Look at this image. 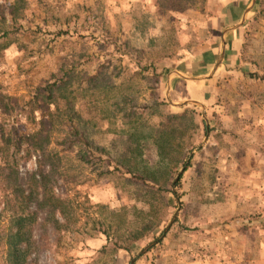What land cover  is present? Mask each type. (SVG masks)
I'll list each match as a JSON object with an SVG mask.
<instances>
[{"label":"rangeland","instance_id":"rangeland-1","mask_svg":"<svg viewBox=\"0 0 264 264\" xmlns=\"http://www.w3.org/2000/svg\"><path fill=\"white\" fill-rule=\"evenodd\" d=\"M214 2L0 0V122L31 131L40 114L28 111L36 88L65 67L106 85L98 101L78 93V126L93 148L58 145L45 168L54 191L72 201L68 229L37 212L14 244L16 211L27 208L0 160V264H264V0L249 5L239 30L223 33L227 44L216 61L203 55L222 38L206 22ZM122 99L141 114L129 119L142 125L137 131L172 135L169 163L179 161L157 182L159 192L120 174L123 165L158 162L153 140L132 152L128 122L95 116L93 105L110 111ZM162 113L180 116L164 126ZM17 155L26 192L38 156L23 149ZM159 216L128 251L115 248L121 233Z\"/></svg>","mask_w":264,"mask_h":264},{"label":"trees","instance_id":"trees-1","mask_svg":"<svg viewBox=\"0 0 264 264\" xmlns=\"http://www.w3.org/2000/svg\"><path fill=\"white\" fill-rule=\"evenodd\" d=\"M15 11L16 9L14 8L10 12L12 20L18 17V13ZM1 21H4L3 17H1ZM3 35H6V33L2 32ZM7 44L2 45L6 46ZM203 55L204 58L206 57L205 59L209 60L210 55L208 52H204ZM105 86L98 84L94 75L85 77L82 71L74 70L72 67H65L60 76L36 88L30 100L31 106L28 111L32 112L33 109H37L40 114L35 121V127L31 131L19 132L14 125L8 127L6 122H0V160L8 168L7 178L14 182L13 189H15L16 195L21 196L20 199L25 201V208H27L25 215L23 214V209H17L16 211L18 213L15 218L16 228L12 233L15 239L14 244H17L23 238L25 222L29 221L32 223L35 220L37 212L44 213L47 219L50 218L55 228L68 229L70 223L75 220L73 219L74 207L72 201L54 191V186L49 182V174L45 172V168L52 161L51 159L57 156L58 150L56 147L58 145L62 146L63 149H71L76 145H79L83 149L93 148L84 134V130H81L78 126L79 120L84 119L79 113L78 93H81L83 97L89 94V96H86L87 98L98 101V95L102 93V89ZM93 96L96 97L92 98ZM111 105L110 111L105 109L106 107L93 105V109L97 111L95 116L101 119H110V121L121 118L125 123L128 122L130 127L134 128L133 133H131L135 143L132 152L139 154L140 141L148 137L153 140L159 157L158 162L153 164L140 166H138L139 163H137V166L135 164L130 166L123 165L124 167L120 169L121 176L127 182L133 184L140 183L150 193L159 192L160 186H158L157 182L162 181L169 171L176 172V168L174 167L177 161H179L178 159L175 163H169L172 135L167 133L166 130H161L154 131L151 136H147L137 131V128L142 127L140 123L129 120L132 116H136V118L141 117V114H137V107L126 106L124 99L115 100ZM142 107L145 108V106ZM162 116L165 119L163 125L166 126L180 115L177 113H162ZM94 148L103 150L97 146H94ZM22 149L27 155L35 153L38 156L36 162L37 168L29 176L26 192L20 187L21 185L17 181L16 174L17 154ZM105 172L112 173L110 170H106ZM160 174L162 176L158 178ZM102 205H99V208H102ZM30 207H33V209ZM149 213V211H144L146 215H150ZM161 219V216L152 219L147 218L137 226L121 233L114 242L115 248H122L128 251L132 242L145 237L160 224ZM97 222L100 223L98 218ZM108 226L111 227V224ZM108 229L105 227L102 230L106 238L110 235Z\"/></svg>","mask_w":264,"mask_h":264},{"label":"crops","instance_id":"crops-1","mask_svg":"<svg viewBox=\"0 0 264 264\" xmlns=\"http://www.w3.org/2000/svg\"><path fill=\"white\" fill-rule=\"evenodd\" d=\"M253 2H255V0H215V2L208 8L206 22L210 23L212 27L221 30L222 34L218 46L217 43H215V45L212 43L211 46L205 50L210 56L215 58V61L216 59L220 60L223 57L224 47H226L227 44L226 38H223V35H226V33H223H235L240 29V25L245 21L247 14L250 12L249 8L253 5ZM250 4L252 5L249 7ZM212 53L215 54V56H213ZM217 53L219 55H217ZM211 65L212 63L205 64L206 67ZM188 79L186 78L184 84L185 82H189L187 81ZM200 86L204 91L205 86L201 84ZM193 91L194 90H192L191 93Z\"/></svg>","mask_w":264,"mask_h":264},{"label":"water","instance_id":"water-1","mask_svg":"<svg viewBox=\"0 0 264 264\" xmlns=\"http://www.w3.org/2000/svg\"><path fill=\"white\" fill-rule=\"evenodd\" d=\"M191 79H195V78H191ZM176 214H177V210H175V212H174L172 218L170 219L169 223L165 226L163 232H165V231L168 229V227L170 226V223L174 220V217H175ZM158 239H159V237L156 238V241H157ZM154 242H155V241H152V242L146 244V245L144 246V248H143L138 254H136L135 256H133V258L131 259V263H132V262L135 260V258H137L141 253L145 252V251L147 250V248L150 247V245L153 244Z\"/></svg>","mask_w":264,"mask_h":264}]
</instances>
